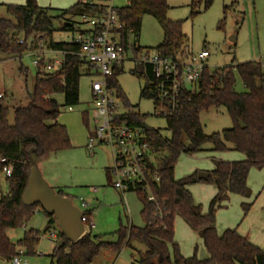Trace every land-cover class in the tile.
Instances as JSON below:
<instances>
[{"label":"trees","instance_id":"1","mask_svg":"<svg viewBox=\"0 0 264 264\" xmlns=\"http://www.w3.org/2000/svg\"><path fill=\"white\" fill-rule=\"evenodd\" d=\"M126 6L115 12L127 28L134 30V38L140 36L145 16H151L161 26L163 41L154 52L161 58H169L180 64L186 63L192 55L190 40L183 32L182 21L168 18V0H126ZM214 0H191L192 15H198L200 6L209 9ZM8 19H0V52L8 58H22L27 53L38 50L67 52L61 69L55 73L41 76L36 74L34 92L27 107L14 109V124L8 119L10 108L0 99V157L4 166H12L13 175L8 180V193L0 189V258L12 261L18 249H24L26 256L36 255V249L43 235H47L57 224L54 216H48L39 205L27 207L23 195L27 189L31 172L30 152L40 162L50 156L72 147L68 130L59 124L62 106L56 100L61 96L64 107L73 108L80 103V80L90 76L91 69L80 60L79 45L56 43L53 41L55 20L63 21L62 30L76 33L75 22L83 14H94L96 8L90 7L86 0H80L71 9L54 17L51 9L39 7L36 0H27L24 6L8 5ZM33 38L30 44V39ZM127 44V38L124 39ZM23 42V43H22ZM136 54L151 52L141 48L137 42L132 44ZM44 60L41 61V64ZM124 68L116 69L112 83L118 97L129 109L126 97L119 89L117 77ZM24 73H27V71ZM132 73L146 80L142 97L155 95L152 83L156 81L150 66L136 65ZM238 74L244 92L237 91ZM47 78V79H45ZM213 108H225L232 119L233 127L220 133L207 135L201 123V114ZM132 112V111H131ZM133 114V113H132ZM135 114V113H134ZM139 123L146 117L138 113ZM166 137L159 130L149 132L151 145L156 149L155 171L160 182L152 185L154 201L148 200V192L136 193L142 204L141 216L144 227L130 225L114 233L116 242L100 241L92 230L75 242H69L61 231L58 240H64L62 248L57 247L52 255V264H92L101 250L120 252L124 247L132 248L139 257L140 264H264V250L253 245L239 234L237 229H228L219 234L216 228L218 209L230 199L231 195L250 196L248 177L251 169L264 167V67L260 62H247L209 71L207 69L192 91H186L178 112L168 119ZM188 145L194 150L189 151ZM206 145L215 152L235 151L244 154L246 159L239 162H219L209 173L207 179H199L198 173L178 179L175 168L182 154L202 150ZM108 176L109 170L107 171ZM110 179V178H109ZM195 183H212L217 195L212 200L209 211L203 214L200 205L194 202L188 187ZM63 196L62 192H59ZM245 216L253 204H243ZM40 210L48 217L46 230L41 233L31 229L14 244L8 237L10 230L22 229ZM91 212H86L91 217ZM182 217L188 225L199 232L209 254L208 259L197 256L185 257L175 243V219ZM134 243L142 244V251L134 248ZM59 244V243H58Z\"/></svg>","mask_w":264,"mask_h":264},{"label":"rangeland","instance_id":"2","mask_svg":"<svg viewBox=\"0 0 264 264\" xmlns=\"http://www.w3.org/2000/svg\"><path fill=\"white\" fill-rule=\"evenodd\" d=\"M39 7L51 9L54 17L63 11L71 9L80 0H36ZM27 0H0V19L10 18L8 5H25ZM99 2V0H95ZM115 8L126 6V0H110ZM170 10L168 18L171 21H182L183 32L190 40L192 54H199L208 50L209 71L238 65L247 62H260L264 67V0H214L212 6L205 10L200 6L198 15H192L191 0H168ZM75 22L82 24L80 18ZM63 21L55 20L53 41L56 43H71L76 33L62 30ZM86 28V25H81ZM163 31L155 18L145 16L140 36L133 38L141 48L151 52L161 45ZM132 58V57H131ZM35 53H27L22 58H8L0 52V94L4 96L3 103L10 108L8 116L11 125L14 124V109L27 107L30 96L34 92L36 68ZM135 69L133 62L124 64L123 72L117 77L119 89L126 97L130 110L146 117V125L153 130H159L166 137L170 133L166 130L165 118L155 117V106L152 98L142 97L141 91L146 87V80L132 73ZM24 71L27 73H24ZM237 91L244 92V87L236 73ZM93 77L84 75L80 80V105L72 110L64 107L61 96L56 100L62 106L59 124L68 130L72 147L50 156L39 163L40 172L48 185L56 192L67 195L73 204L82 212L91 211L95 229L94 236L100 241L116 242L114 236L121 226L134 225L144 227L141 216L142 204L136 192L121 193L113 188L106 169L113 166L112 154L109 147L97 146L92 152L89 145L90 132L93 129L94 102L91 85ZM201 123L205 134L220 133L233 127V122L225 108H213L201 114ZM189 146V145H188ZM241 153L235 151L215 152L206 145L202 150L191 154H182L176 164L175 176L182 179L199 172H211L219 162H238L232 157ZM91 188L98 190L92 193ZM251 197H259L264 190V168H253L248 179ZM8 188L4 186L5 192ZM194 202L200 205L203 214L208 213L212 200L217 195V188L212 183H195L188 187ZM249 196V197H250ZM83 202L88 203L87 208ZM243 204L250 201L240 195H231L223 207L218 209L216 228L219 233L228 229L241 228L246 219ZM39 211V210H38ZM22 229L10 230L8 237L17 244L26 231L31 229L43 233L47 228L48 217L40 210ZM60 231L59 224L52 227ZM87 230H89L87 228ZM175 243L185 257L197 256L206 259L208 254L199 232L193 230L180 216L175 219ZM59 242V241H58ZM134 248L144 250L142 244L134 243ZM57 244L47 235L41 237L37 246V254L23 256L29 264L34 260H41L52 264L49 257L53 254ZM21 248L18 249V251ZM209 258V257H208ZM139 262L138 254L130 247H124L119 253L103 249L92 264H134Z\"/></svg>","mask_w":264,"mask_h":264},{"label":"built area","instance_id":"3","mask_svg":"<svg viewBox=\"0 0 264 264\" xmlns=\"http://www.w3.org/2000/svg\"><path fill=\"white\" fill-rule=\"evenodd\" d=\"M90 7L96 8L94 14H83L80 26H76V37L72 42L79 45L78 56L90 67L92 99L95 105L93 129L89 136V149L93 152L99 145L110 148L113 166L109 169L112 186L125 194L144 190L148 192V200L154 201L152 185L160 182L156 167V149L151 145L149 132L153 131L146 121L139 123L137 118L131 121V112L121 99L112 83L116 69L124 68L128 61L134 65L153 68L156 81L152 83L155 95L152 97L155 106V117L168 119L179 110L182 96L186 91H192L208 69L210 53L203 50L192 54L186 63L180 64L169 58H161L156 52L134 53L132 39L134 30L127 28L115 12L110 0L106 4H98L95 0H86ZM81 25H86L82 28ZM127 38V44L124 39ZM23 43V42H22ZM40 56L44 50L36 52ZM63 58L44 61L38 57L34 66L41 76L59 71L64 63L67 52H61ZM132 57V58H131ZM3 96L0 95V99ZM72 110V108H70ZM133 113V114H132ZM4 163L0 157V165ZM13 175L12 166H4L0 172V189L8 188V180ZM8 190V189H7ZM5 191V190H4ZM96 192V189H93ZM4 192V194H7ZM83 202V207L87 208ZM83 212L82 221L85 229H95L92 217ZM37 211L35 214H38ZM49 237L58 240V232L52 229ZM25 250L20 249L18 255L8 264H23ZM140 264V263H134Z\"/></svg>","mask_w":264,"mask_h":264},{"label":"water","instance_id":"4","mask_svg":"<svg viewBox=\"0 0 264 264\" xmlns=\"http://www.w3.org/2000/svg\"><path fill=\"white\" fill-rule=\"evenodd\" d=\"M33 38L30 39V44ZM47 79V78H45ZM189 151L194 150L193 145L188 146ZM31 172L27 189L23 195V203L27 207L39 205L48 215L54 216L58 221L60 231L69 242L77 241L85 233V225L82 221L83 212L77 208L69 197L56 193L44 180L39 169V158L35 150L30 152ZM207 172H199L198 178L207 179ZM64 240H60L58 247L62 248Z\"/></svg>","mask_w":264,"mask_h":264},{"label":"crops","instance_id":"5","mask_svg":"<svg viewBox=\"0 0 264 264\" xmlns=\"http://www.w3.org/2000/svg\"><path fill=\"white\" fill-rule=\"evenodd\" d=\"M108 1L109 0H99V2H97V3L98 4H106ZM34 53L37 55V58L41 57L44 61H53L55 59L63 58V55L59 51L55 52V51H46L45 50L41 56L39 54H37L36 52H34ZM36 71H37V69H36ZM0 95H2V94H0ZM3 98H4V96H3ZM232 158L238 162L244 161L246 159L244 154H240L239 156H236L235 158L232 157ZM109 169L110 168L106 169V172ZM109 178H110V180H112L111 177H109ZM248 179H249V177H248ZM111 185H112V182H111ZM93 189H95V188H91L92 193L98 192L97 189H96L97 190L96 192H94ZM250 195H251V192H250ZM244 198L247 199L248 201H250V203L253 204V207H252L251 211L249 212V216L246 219L245 225L241 228L239 227L236 229L238 230L240 235L247 238L253 245L264 250V190L262 191V193L259 197H254V196L251 197L250 196V197H244ZM87 205H88V203H87ZM87 212H91V211H87ZM91 217L93 219V216H91ZM47 224H48V220H47ZM219 234H222V233H219ZM58 241L59 240H55L57 247H58V243H59ZM55 249H54V251H55ZM36 254H37V251H36ZM207 254H208V252H207ZM208 257H209V254H208L206 259H208ZM40 261L41 260L34 259L30 264H46L43 262L40 263ZM0 264H8V261H6L3 258H0ZM25 264H29V262L25 260Z\"/></svg>","mask_w":264,"mask_h":264}]
</instances>
